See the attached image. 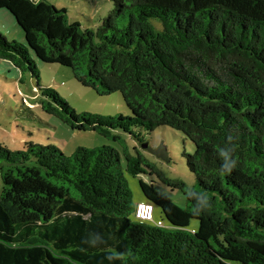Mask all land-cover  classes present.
Masks as SVG:
<instances>
[{
  "label": "trees",
  "instance_id": "obj_1",
  "mask_svg": "<svg viewBox=\"0 0 264 264\" xmlns=\"http://www.w3.org/2000/svg\"><path fill=\"white\" fill-rule=\"evenodd\" d=\"M111 2L88 28L46 0H0L26 40L0 32V59L36 78L42 111L74 130L119 129L140 143L135 128L181 131L195 145L185 158L196 185L165 178L139 153L124 150L123 167L112 146L66 155L0 144V264H264V0ZM31 52L100 95L121 93L131 115L77 113L40 84ZM125 172L157 174L186 207L140 180L141 201L167 226L138 220Z\"/></svg>",
  "mask_w": 264,
  "mask_h": 264
},
{
  "label": "rangeland",
  "instance_id": "obj_2",
  "mask_svg": "<svg viewBox=\"0 0 264 264\" xmlns=\"http://www.w3.org/2000/svg\"><path fill=\"white\" fill-rule=\"evenodd\" d=\"M46 1L58 9H65L69 23L78 22L82 27L88 28L98 27L101 19L106 17L113 7L111 0ZM153 23L160 26L156 20H153ZM0 32L8 40L26 45L23 30L14 17L5 10H0ZM31 55L39 71L40 84L57 91L77 113L86 112L102 116L131 115L121 93L100 95L93 88L77 81L71 68L57 63H44L38 60L34 53L31 52ZM37 88V79L28 71H21L10 61L0 59V144L13 151L23 150L26 141L44 145L53 144L66 155H71L78 147L112 146L121 155L124 150L129 151L131 155L141 154L167 179L182 181L188 188L196 185L195 176L187 167L185 158L186 154L194 153L195 145L181 131L168 126L157 127L152 132L135 128L133 130L140 134L143 140V143H140L138 137L119 129L112 131V136L109 138L93 130H74L56 117L42 111L40 107L42 97ZM25 106H28L31 112H28ZM114 136L119 139L115 140ZM121 157L124 167L125 159L123 155ZM147 171L151 173L150 170ZM125 177L135 204L143 199L140 180L148 183L152 180L156 189L166 194L177 206L186 207L184 193L172 188L155 173L150 175L142 173L133 177L125 172ZM2 186L0 176V193ZM131 219L136 221L134 217ZM149 224L153 227L167 226L159 208L156 209L155 217ZM198 225V220H191L190 231L194 233Z\"/></svg>",
  "mask_w": 264,
  "mask_h": 264
},
{
  "label": "built area",
  "instance_id": "obj_3",
  "mask_svg": "<svg viewBox=\"0 0 264 264\" xmlns=\"http://www.w3.org/2000/svg\"><path fill=\"white\" fill-rule=\"evenodd\" d=\"M135 217L140 221L151 222L154 219L153 205L146 201H140L136 205Z\"/></svg>",
  "mask_w": 264,
  "mask_h": 264
}]
</instances>
